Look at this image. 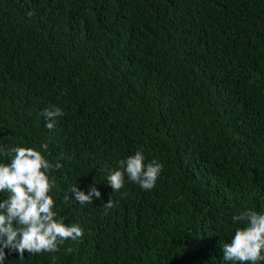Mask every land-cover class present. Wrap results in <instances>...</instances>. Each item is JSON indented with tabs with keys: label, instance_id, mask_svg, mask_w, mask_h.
I'll return each mask as SVG.
<instances>
[{
	"label": "trees",
	"instance_id": "trees-1",
	"mask_svg": "<svg viewBox=\"0 0 264 264\" xmlns=\"http://www.w3.org/2000/svg\"><path fill=\"white\" fill-rule=\"evenodd\" d=\"M42 143L53 210L83 236L4 264H233L232 216L264 213V0H0V144ZM140 149L155 186L113 191ZM94 181L91 205L64 200Z\"/></svg>",
	"mask_w": 264,
	"mask_h": 264
},
{
	"label": "clouds",
	"instance_id": "clouds-1",
	"mask_svg": "<svg viewBox=\"0 0 264 264\" xmlns=\"http://www.w3.org/2000/svg\"><path fill=\"white\" fill-rule=\"evenodd\" d=\"M40 115L51 133L64 112L62 108L51 105ZM48 149V143L39 145V150L32 147L8 149L0 144V156L11 155L10 162L0 163V193H8L0 200V264H4L6 259L4 249L17 252L23 260L25 251L28 254L56 253L66 241H76L83 236L78 223L66 224V219L57 218L53 210L55 201L49 193L56 185L54 180H50V174L53 170H60L62 164L59 161L53 164L42 155ZM162 170L163 164L156 159L145 163V155L140 149L118 161V168L109 172L107 183L113 191H119L124 187L127 176L128 181L138 184L143 190H151ZM95 183L87 194L75 183L64 193V200L72 201L67 194L71 192L81 207L91 205L93 198L101 196ZM117 203L110 198L103 208L111 209ZM232 220L244 226L236 228L231 242L223 245V260L233 264L264 262V213L244 209L233 215ZM66 251L70 254L72 249L69 247Z\"/></svg>",
	"mask_w": 264,
	"mask_h": 264
}]
</instances>
